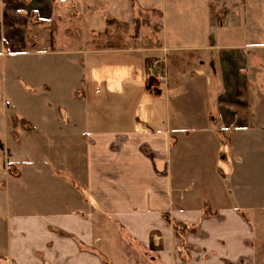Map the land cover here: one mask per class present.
<instances>
[{
    "label": "crops",
    "instance_id": "1",
    "mask_svg": "<svg viewBox=\"0 0 264 264\" xmlns=\"http://www.w3.org/2000/svg\"><path fill=\"white\" fill-rule=\"evenodd\" d=\"M213 3L0 0L2 58L37 53L32 24L52 23L56 32L58 10L76 16L78 31L81 24L100 34L108 18L133 26L137 9L153 8L162 12L154 50L200 58L162 90L146 81L149 55L96 49L100 39L87 48L42 47L77 56L68 89L75 106L61 101V73L37 82L44 97L57 95L49 106L68 123L35 127L25 118L37 136L23 156L12 143L14 170L0 192V264H264V145L246 138L264 128V34L250 32L247 0L226 21ZM123 53L122 66L113 65L112 55ZM244 157L247 166L237 162ZM180 223L189 227L182 237Z\"/></svg>",
    "mask_w": 264,
    "mask_h": 264
},
{
    "label": "rangeland",
    "instance_id": "2",
    "mask_svg": "<svg viewBox=\"0 0 264 264\" xmlns=\"http://www.w3.org/2000/svg\"><path fill=\"white\" fill-rule=\"evenodd\" d=\"M213 5V10L218 21H226L230 19L228 13L232 11L237 12L240 11V8H244V0H214ZM57 12V17L59 16V18L55 20L57 23L55 24L59 28L58 30L56 29V32H49L52 23L49 26L41 23L37 26V23L32 24L31 39L33 42H36L33 44V47H38L39 51L37 53L31 56L11 55L3 58L0 56V192L4 190L3 176L10 170H14L12 149L13 147L17 148V146L16 144L13 146L12 143L16 142L18 144V150L22 152L21 156H23L27 140L31 142L33 139H30L31 136H37L31 128V123H27L25 118L32 121L35 127H41L44 124L53 122L68 123L67 115L64 113H57L55 115V106H49L57 101V95L44 97L42 90L39 92L35 90L40 85H37V82L45 81L43 79L47 76V80H50L55 75L61 73L62 82L57 81L59 85L62 83L65 92V97L61 101L64 102L66 109L72 110L75 106V103L70 101L68 89L69 85L73 83L75 76L72 66L73 57L76 58L77 56H72V54L58 56L41 54L42 47L48 51L59 48L72 50L74 44L75 47L79 45L80 47L87 48L90 45L93 46L95 39H100L101 42H98L96 49H102L101 47L103 46L114 50H133L135 53L143 54L142 56L144 57L149 55L146 57V81L150 86L162 88V90L169 85L171 75L176 76L186 73L192 67L195 70V65H198L197 62L200 59L199 57L190 55L172 56L171 58V55H167L166 57L161 51L154 50L158 48V44L161 41V33L157 29L160 18L157 15L152 16L146 25H142L139 33L137 32L136 21L134 19L133 26L127 24L128 31H126V27L123 28L111 24L106 32L101 31L99 32L100 34H95L82 29L81 24L79 31L77 30V26L72 27L76 16L73 17L69 12L67 13L64 10H58ZM245 15L252 35L259 32L264 34V0H247ZM80 23L82 22L80 21ZM67 28L72 30L69 35L64 32ZM261 39L264 41V37ZM112 41H115L118 45H111ZM126 56H128L126 53L112 55V64L118 65L120 68L123 64L120 61ZM170 59H172L171 62H169ZM135 71L134 77L136 79L138 71ZM162 72L166 74L167 80L159 78ZM140 83L138 80L137 84L140 85ZM136 86L135 90H137ZM111 90H119V88L113 87ZM165 96L166 93L163 91L162 98L164 100ZM138 117L139 115L136 113L135 119ZM36 138L41 139V135ZM246 138L251 139V141L256 143L257 147L259 146L258 150H261V147L264 145V128H256L255 131L246 134ZM42 139L46 141V138ZM237 156L240 155L237 154ZM237 162L242 164V166H247L248 164L245 157L238 159ZM255 188L259 190V187H253L252 192L247 193L249 197H253V200L257 199L260 195ZM2 200L3 195L0 194V202ZM175 231L182 237L189 231V227L187 228L183 223H180L175 226Z\"/></svg>",
    "mask_w": 264,
    "mask_h": 264
},
{
    "label": "trees",
    "instance_id": "3",
    "mask_svg": "<svg viewBox=\"0 0 264 264\" xmlns=\"http://www.w3.org/2000/svg\"><path fill=\"white\" fill-rule=\"evenodd\" d=\"M156 15L160 18V23L157 26V29L159 31H161L162 30V12L160 10L154 9V8L153 9H137L136 16H135L137 32L139 33L140 27L142 25H146L147 21H149L152 16H156ZM111 24H115V25L121 26L123 28L126 27V31H128L127 30L128 25L126 23L117 22L114 19L108 18L107 19V26H106V29L104 32H106L108 30V27H110ZM111 45L115 46L118 44L115 41L114 42L112 41Z\"/></svg>",
    "mask_w": 264,
    "mask_h": 264
},
{
    "label": "built area",
    "instance_id": "4",
    "mask_svg": "<svg viewBox=\"0 0 264 264\" xmlns=\"http://www.w3.org/2000/svg\"><path fill=\"white\" fill-rule=\"evenodd\" d=\"M158 63V62H157ZM166 71V70H165ZM161 79L167 80L166 78V74L164 72L160 73V77Z\"/></svg>",
    "mask_w": 264,
    "mask_h": 264
}]
</instances>
